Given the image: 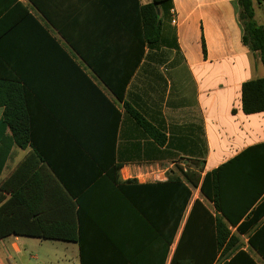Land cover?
Instances as JSON below:
<instances>
[{"label": "crops", "instance_id": "obj_1", "mask_svg": "<svg viewBox=\"0 0 264 264\" xmlns=\"http://www.w3.org/2000/svg\"><path fill=\"white\" fill-rule=\"evenodd\" d=\"M18 1L36 20L0 0V86L17 78L26 87L21 102L46 162L31 145L12 144L11 129L2 128L0 152L9 155L0 176V231L8 234L0 264H170L194 201L214 209L200 191L207 173L225 164L230 181L238 169L236 192L251 184L246 198L264 188V148L245 153L264 144V112L246 114L242 105L243 84L262 78L264 66L243 43L238 0H172L169 13L159 10L161 39L143 55L133 18L119 16L124 7L112 0H38L46 13ZM253 5L264 25V0ZM127 77L119 101L106 80ZM4 113L0 107V122ZM113 144L119 182H135L124 190L104 170ZM178 179L192 197L166 258L164 226L134 208V200L149 198L135 186ZM164 200L157 193V217ZM242 238L243 250L264 264L248 235Z\"/></svg>", "mask_w": 264, "mask_h": 264}, {"label": "trees", "instance_id": "obj_2", "mask_svg": "<svg viewBox=\"0 0 264 264\" xmlns=\"http://www.w3.org/2000/svg\"><path fill=\"white\" fill-rule=\"evenodd\" d=\"M30 1L46 13L38 0ZM96 1L99 3L110 2V0ZM11 2L14 3V8L22 9L25 15L36 20L29 13L28 7L18 0H11ZM112 2H115L118 9L124 7L120 9L119 16L133 18L135 30L142 43V55L146 44L154 46L159 42L163 33V23L158 10L161 8L163 12L169 13L172 8V0H152L151 3L145 5L141 4V0H112ZM238 4L240 7L239 20L243 27V43L260 57L264 66V25H259L255 20L253 0H238ZM48 17L50 18V16ZM204 48L206 50L205 45ZM97 73L100 74L98 71ZM129 80L130 77H127L123 81H116L115 84L110 80H106L119 101L124 99ZM26 95H28V91L26 87L21 85L20 79L13 78L8 81L6 86H0V107H5L4 116L0 122V131L3 127H9L12 132V136H10L11 143H15L16 140L21 147L31 145L42 162L45 163V153L36 143L30 128V119L26 114L27 110L24 102H21ZM242 105L246 114L264 112V76L243 84ZM127 108L146 130L150 132L154 130L140 113L128 106ZM120 121L121 113L118 111V125ZM258 148L263 149L264 144L252 147L245 153H250ZM8 155L9 150L0 152V176ZM239 159L240 156L232 160L229 165L237 163ZM115 160V147L113 144L110 152L111 166L110 168L105 167L104 170L107 171V176L111 177L114 183L124 190L127 185H133L135 182H119L118 171L120 165L115 164ZM226 167L228 166L224 164L204 176L200 191L213 204L214 209H210L199 199L194 201L170 264H221L224 259L225 264H238L241 259L255 264L250 254L243 250L244 246L241 239L244 234L248 235L249 248L264 259V221L261 222L264 219V188L256 196L246 198L248 191L245 187L250 188L251 184L244 185L240 193L236 192L238 189L237 182L240 179L238 169L234 170L232 179L228 181L225 177ZM199 182L200 177L196 185ZM232 183H235V185L232 186ZM62 184L67 191L70 190L68 183ZM135 188L142 191L140 192L142 194L148 193L149 200L146 197L142 201L134 200V208L140 212L147 223L154 225L155 228L158 224L164 226L166 258H168L170 246L173 244L179 224L190 204L192 192L179 179L144 186L136 185ZM157 193L165 196L164 216L160 214L159 217H157L156 212L158 205ZM161 207L162 202L160 201L159 208ZM2 209L7 208L2 207L1 211ZM233 228H236L235 232L232 231ZM7 234L0 231V239ZM64 240L71 241L74 239Z\"/></svg>", "mask_w": 264, "mask_h": 264}, {"label": "built area", "instance_id": "obj_3", "mask_svg": "<svg viewBox=\"0 0 264 264\" xmlns=\"http://www.w3.org/2000/svg\"><path fill=\"white\" fill-rule=\"evenodd\" d=\"M172 15H173V16L175 15V12H174V11H172ZM176 23H177V21H176V19L174 18V19L172 20V24L176 25Z\"/></svg>", "mask_w": 264, "mask_h": 264}, {"label": "rangeland", "instance_id": "obj_4", "mask_svg": "<svg viewBox=\"0 0 264 264\" xmlns=\"http://www.w3.org/2000/svg\"><path fill=\"white\" fill-rule=\"evenodd\" d=\"M197 195H198V197H200V192H199ZM241 242L243 243V246H245V243H246V242H245V239L242 238V239H241Z\"/></svg>", "mask_w": 264, "mask_h": 264}, {"label": "water", "instance_id": "obj_5", "mask_svg": "<svg viewBox=\"0 0 264 264\" xmlns=\"http://www.w3.org/2000/svg\"><path fill=\"white\" fill-rule=\"evenodd\" d=\"M160 12H159V10H158V14H159Z\"/></svg>", "mask_w": 264, "mask_h": 264}]
</instances>
